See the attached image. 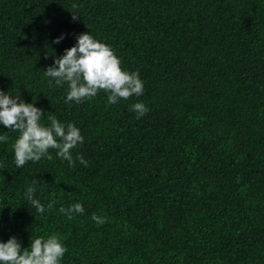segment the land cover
<instances>
[{"label":"trees","instance_id":"16d2710c","mask_svg":"<svg viewBox=\"0 0 264 264\" xmlns=\"http://www.w3.org/2000/svg\"><path fill=\"white\" fill-rule=\"evenodd\" d=\"M82 32L138 72L142 95L65 102L43 69ZM0 89L84 135L72 165L50 148L17 168L18 130L0 124V239L57 233L62 264H264V0H0ZM35 176L43 213L24 196Z\"/></svg>","mask_w":264,"mask_h":264},{"label":"clouds","instance_id":"9594fccd","mask_svg":"<svg viewBox=\"0 0 264 264\" xmlns=\"http://www.w3.org/2000/svg\"><path fill=\"white\" fill-rule=\"evenodd\" d=\"M64 35L61 33L53 37L51 43H59ZM44 55L47 57L48 52ZM43 72L49 78V84L67 83L65 102L74 100L80 103L103 89L106 103L113 104L132 95L139 97L144 91V81L138 72L122 68L120 58L112 47L94 38L90 32L79 33L72 46L65 48L61 55H53V63ZM129 108L135 111L137 118L148 111L147 105L141 100L131 103ZM43 112L34 98L26 102L20 95L0 89V124L7 129L18 130L11 145L17 168L27 161H38L41 157L51 159L50 148L56 150L57 157L72 165L74 158L71 150L84 141V135L75 123L59 120L54 115H42ZM42 116H46L47 124L42 122ZM7 139L6 135L0 134V141ZM76 158L80 164L88 165V160L81 154L76 153ZM38 184L39 179L32 177L24 188V196L37 213H43L46 208L52 207L53 201L44 204L34 196ZM59 211L72 219L74 214L82 213L84 207L80 201H74L67 207L62 205ZM91 219L99 225L105 222L106 217L93 212ZM66 251L67 246L57 233L35 235L29 245L23 248L21 240L11 235L7 240L0 239V264H62Z\"/></svg>","mask_w":264,"mask_h":264}]
</instances>
